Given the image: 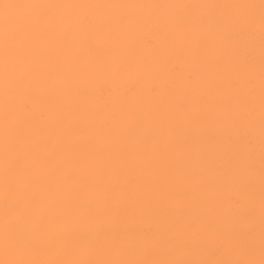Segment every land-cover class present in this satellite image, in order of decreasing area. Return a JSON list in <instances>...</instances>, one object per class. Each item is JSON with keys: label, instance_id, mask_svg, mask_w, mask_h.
Masks as SVG:
<instances>
[{"label": "snow or ice", "instance_id": "snow-or-ice-1", "mask_svg": "<svg viewBox=\"0 0 264 264\" xmlns=\"http://www.w3.org/2000/svg\"><path fill=\"white\" fill-rule=\"evenodd\" d=\"M2 7L6 14L0 37L4 86L0 253L5 258L0 264H264V0L259 4ZM25 7L238 9L240 14L231 19L184 15L171 19L180 28L198 23L221 41H251L258 28V70L254 48L233 47L224 66L232 75L214 87V96L200 95V107L180 103L168 118L147 127L142 126V113L132 106L120 113L108 104L102 113L90 108L83 102L87 90L79 94V101L58 106L60 117L49 120L38 117L34 107L38 101L49 102L45 84L59 63L47 45L52 42L71 52L74 42L41 25L63 23L75 29L94 22L88 17L44 16L26 28L21 18L7 15L9 9ZM86 53L95 57L97 48L87 43ZM257 79L258 167L251 131ZM97 91L103 94L102 88ZM152 93L160 94L156 88ZM210 101L215 102L211 112ZM122 118L127 127L119 123ZM189 124L206 126L204 138L210 144L228 130L224 139L232 151L224 169L210 174L208 157L193 153L196 137ZM57 155L74 163L52 179L49 173ZM209 191L218 195L209 198L205 195ZM257 241L259 259L255 258ZM182 249H194L198 256L175 255Z\"/></svg>", "mask_w": 264, "mask_h": 264}, {"label": "bare ground", "instance_id": "bare-ground-1", "mask_svg": "<svg viewBox=\"0 0 264 264\" xmlns=\"http://www.w3.org/2000/svg\"><path fill=\"white\" fill-rule=\"evenodd\" d=\"M260 0H0V37L6 14L4 4H37V3H105L121 5H156V4H238L255 3ZM240 10L231 8L209 9L192 7L186 9L127 7L100 9H48L31 7L9 9L7 15L23 20L26 28L33 21L44 16L55 17H88L93 26L69 28L63 23L41 25L46 31L66 34L74 42L71 52L50 42L47 45L52 56L59 61L54 67L51 79L45 86L49 92V102H36L35 113L49 120L58 119L61 113L58 106L72 104L80 100L79 94L87 90L84 99L90 108L102 113L103 105H110L117 113L132 106L143 115L142 126L147 127L153 121H162L175 112L180 103L191 102L200 107L198 97L207 94L214 96L213 89L220 82L227 80L231 73L225 70L231 57L229 51L233 47L241 49L254 48L259 65L260 33L256 29L251 41L235 38L217 39L214 32L204 29L198 23L186 27H177L172 22L174 15H184L193 19L215 16L223 19L235 18ZM118 17V20L112 19ZM15 26H13L14 28ZM92 43L97 48V55L89 57L86 44ZM191 77V79H189ZM103 94H98V89ZM156 88L159 95H153ZM256 116L251 127L256 139L257 167L259 160V81H256ZM131 90V91H130ZM4 86L0 77V142L3 139ZM208 110H215V102L210 101ZM119 123L127 127L128 121L121 119ZM196 139L191 145L194 154L203 153L208 157L206 162L209 173L216 168L224 169L228 164L232 146L224 137L225 129L215 144L206 141L207 131L204 125L189 124ZM67 156H56V166L51 169L50 176L57 179L60 170L73 166ZM203 167V165H201ZM257 191L259 180L257 176ZM215 198L218 194L209 191L205 194ZM259 217L257 201V222ZM146 223L149 221H145ZM191 238V237H189ZM175 255L196 257L194 249L178 250ZM0 253V259H4ZM255 258H260L257 241Z\"/></svg>", "mask_w": 264, "mask_h": 264}]
</instances>
